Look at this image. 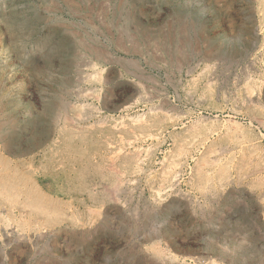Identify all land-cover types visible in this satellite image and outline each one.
I'll use <instances>...</instances> for the list:
<instances>
[{"label":"rangeland","instance_id":"obj_1","mask_svg":"<svg viewBox=\"0 0 264 264\" xmlns=\"http://www.w3.org/2000/svg\"><path fill=\"white\" fill-rule=\"evenodd\" d=\"M0 264H264V0H0Z\"/></svg>","mask_w":264,"mask_h":264},{"label":"bare ground","instance_id":"obj_2","mask_svg":"<svg viewBox=\"0 0 264 264\" xmlns=\"http://www.w3.org/2000/svg\"><path fill=\"white\" fill-rule=\"evenodd\" d=\"M248 53V51H247ZM251 67L248 63L245 67ZM198 119L213 123L218 129L229 130L232 126H235L238 122L236 112L226 111L224 108H213L208 110H200L196 113Z\"/></svg>","mask_w":264,"mask_h":264}]
</instances>
